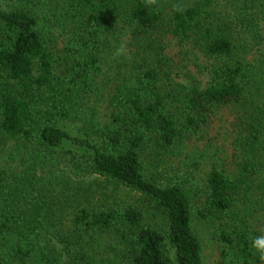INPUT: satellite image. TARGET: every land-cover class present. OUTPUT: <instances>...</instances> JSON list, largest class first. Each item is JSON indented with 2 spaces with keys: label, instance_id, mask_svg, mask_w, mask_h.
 <instances>
[{
  "label": "trees",
  "instance_id": "obj_1",
  "mask_svg": "<svg viewBox=\"0 0 264 264\" xmlns=\"http://www.w3.org/2000/svg\"><path fill=\"white\" fill-rule=\"evenodd\" d=\"M208 232L264 264V0H0V264H206Z\"/></svg>",
  "mask_w": 264,
  "mask_h": 264
},
{
  "label": "rangeland",
  "instance_id": "obj_2",
  "mask_svg": "<svg viewBox=\"0 0 264 264\" xmlns=\"http://www.w3.org/2000/svg\"><path fill=\"white\" fill-rule=\"evenodd\" d=\"M202 237L203 240V253L204 260L206 264H225L226 258V248L221 246L216 242L210 233Z\"/></svg>",
  "mask_w": 264,
  "mask_h": 264
},
{
  "label": "clouds",
  "instance_id": "obj_3",
  "mask_svg": "<svg viewBox=\"0 0 264 264\" xmlns=\"http://www.w3.org/2000/svg\"><path fill=\"white\" fill-rule=\"evenodd\" d=\"M125 53L124 46L121 45L120 47L116 48L114 55L115 56H120ZM252 247L261 253V259L264 260V235L256 237L252 241Z\"/></svg>",
  "mask_w": 264,
  "mask_h": 264
}]
</instances>
